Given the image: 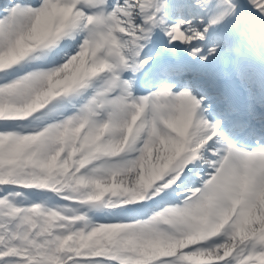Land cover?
<instances>
[{
    "label": "snow or ice",
    "instance_id": "obj_1",
    "mask_svg": "<svg viewBox=\"0 0 264 264\" xmlns=\"http://www.w3.org/2000/svg\"><path fill=\"white\" fill-rule=\"evenodd\" d=\"M0 264H264V0H0Z\"/></svg>",
    "mask_w": 264,
    "mask_h": 264
}]
</instances>
